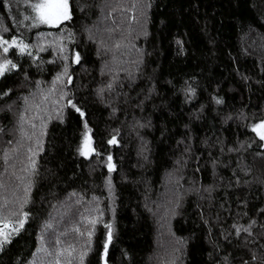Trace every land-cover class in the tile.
Returning a JSON list of instances; mask_svg holds the SVG:
<instances>
[{"label": "trees", "instance_id": "16d2710c", "mask_svg": "<svg viewBox=\"0 0 264 264\" xmlns=\"http://www.w3.org/2000/svg\"><path fill=\"white\" fill-rule=\"evenodd\" d=\"M77 2L84 3L86 0H70L73 4ZM7 4L10 8L5 7V0H0V24L16 30L14 34L22 33L31 41L36 39V31H55L43 25L36 30H27L23 25L17 29L21 13H28L23 4L17 7V0H7ZM116 18L119 21V13ZM95 19L96 14H93L85 21L77 10L68 27H74L79 32L82 23L91 24ZM145 30L146 36L139 35L134 40L136 47L145 53L144 75L131 89H124L135 103L137 99H143L142 95L137 98V93L154 85L156 94L145 102L143 111L131 104H120V110L111 115L110 108L90 95L102 79L99 75L100 60L95 55L93 44L86 42L83 36L80 44L83 64L75 68L77 87L88 85L87 89H79L78 96L81 99L87 97L90 124L97 133L96 147L105 156L112 152L118 166L113 173L114 204L103 187L107 169L99 166L95 158H90L89 164L84 158L73 155L77 138L76 115H70L65 124L53 121L46 138V152L40 157V175L33 189L35 203L32 211L37 219L26 225L27 231L11 246L10 255L13 257L25 255L34 248V229L47 214L49 201L62 200L67 192L75 189L86 191V199L92 195L100 197V206L105 210V223L114 218L115 236L109 249V264H164L169 258L170 246L181 237L187 240L182 264H215L224 256L230 259L234 256V264H241V257L249 258L242 238L232 236L231 225L234 221L247 222V218L239 219L237 216L244 209L238 198L249 201L247 210L250 214L253 206H264V186L256 183V178L264 175L262 162L255 155L264 152L258 144H252L239 158L236 153L225 154L222 158L224 163L216 170L220 186L212 193L211 200L200 198L201 194L207 197V193L191 192L185 196L177 209L178 214L170 219L171 232L167 228L166 237L158 229L162 209L156 213V205L172 195L169 190L171 185L167 184V172L172 168V160L177 154L176 141L185 132L184 125L189 123V114L202 104L208 105L210 94L225 100L221 106L212 104L213 109L233 113L244 110L250 120L264 118V0H151ZM81 68L88 71L82 72ZM20 75L16 73L7 79H0V90L15 88ZM30 75L34 79L39 78L34 69ZM148 77L152 78L151 82ZM44 79L50 80L51 77L45 74ZM185 81L197 88V95L190 102L185 101L181 90ZM16 95L18 93H13L12 98L15 99ZM3 102L0 100V106ZM253 113L256 114L254 117ZM215 114L206 109L204 119L194 122L193 129L199 136L211 135V126L215 123L216 134L226 137L229 144L254 137L250 129L238 127L235 121L221 127L212 119ZM3 115L0 114V123L9 124L10 117L3 119ZM137 118L142 122L150 120L151 127L134 129L131 125ZM113 129L120 130V143L110 146L106 140ZM144 141L147 142L148 161L138 155ZM196 143L198 150L204 147L198 141ZM2 147L0 144V149ZM204 155L206 158L207 154ZM240 159L251 168V172L245 174L237 169L236 176L240 181H249L237 188L233 169ZM194 163L189 164L185 180L181 181L184 188H188L189 178H196L205 186L211 184L212 169L201 160L204 170L193 177ZM92 167H95V172H91ZM122 176L128 179L123 180ZM220 177L224 179L221 181ZM229 183L233 187H228ZM146 204L153 211H149ZM197 205H200L199 209ZM112 207L115 208L114 217ZM203 220H208V223ZM105 232L103 223H98L93 252L87 264H100L99 252ZM167 237L170 243L166 246ZM213 243L219 245V250H214ZM237 247L240 249L238 252ZM3 264H8V257L3 258Z\"/></svg>", "mask_w": 264, "mask_h": 264}, {"label": "snow or ice", "instance_id": "6c2138e0", "mask_svg": "<svg viewBox=\"0 0 264 264\" xmlns=\"http://www.w3.org/2000/svg\"><path fill=\"white\" fill-rule=\"evenodd\" d=\"M21 4L28 14L21 13L22 19L17 21V29L23 25L27 30H36L43 25L55 31H36V39L30 41L22 33L14 34L16 30L0 24V79L21 74L15 88L0 90V100L4 101L0 106V114H4L3 119L10 117L11 125L0 123V144L3 145L0 149V264H3L4 257H8V264H87L89 255L93 252L98 223H103L106 230L99 262L109 264V249L115 236L114 218L105 223V210L100 206V197L92 195L86 199V191L78 192L75 189L67 192L62 200L49 201L47 214L34 229L33 249L25 255L17 254L13 257L10 255V248L27 231L26 225L37 219L32 211L35 203L33 189L40 175V157L46 152V138L53 121L65 124L70 115H76L77 138L73 155L84 158L89 164L90 158H95L99 166L107 169L103 187L107 189L108 198L114 204L113 173L118 170V166L112 152L109 151L105 156L96 147L97 133L90 124L87 97L81 99L78 96L79 89H87L88 85L81 84L77 87L75 68L83 64L80 50L83 36L86 42L93 44L95 55L100 60L99 75L102 79L91 90L90 95L95 101L110 108L111 115L120 110V104H131L143 111L145 102L156 94L154 85L137 93V98L142 95L143 99H137L135 103L130 93L124 89H131L144 75L145 53L136 47L134 40L139 35H147L145 23L151 0H86L75 4L70 3V0H17L18 8ZM5 7L10 8L7 0ZM77 10L85 21L96 14V19L91 24L85 22L80 25L79 32L74 27H68ZM117 13L120 14L119 21ZM26 21L29 23H25ZM177 43L182 44V41ZM33 69L39 78L34 79L30 75ZM81 71L88 70L81 68ZM45 74L51 79H44ZM151 79L148 77L149 82ZM181 90L186 102L192 101L197 95V88L188 81H185ZM13 93H18L15 99L12 98ZM209 100L208 105L202 104L189 114V123L184 125L185 132L176 141L177 154L172 160V168L167 172V184L171 185L169 190L172 195L162 204L156 205V213L162 209V215L159 216L161 228L167 227L169 232L170 219L178 214L177 209L181 207L185 196L191 192L207 193V197L201 194L200 198L211 200L212 193L220 186L216 170L224 163L222 158L225 154L236 153L239 158L254 143L264 149V118L250 120L249 114L244 110L233 113L213 109L212 104H225V100L216 94H210ZM206 109L216 113L212 119L221 127L235 121L238 127L250 129L254 137L229 144L226 137L216 134L215 123L211 126V135L199 136L194 131L193 124L204 119ZM255 115L252 114L253 117ZM131 126L134 129L151 127V121L142 122L137 118ZM119 135L120 130L113 129L106 144L118 145ZM141 140L143 141V137ZM197 141L204 147L198 150ZM146 144L144 141L138 155L148 161ZM214 152L217 154L214 155ZM255 155L260 158L264 167V152ZM201 160L212 169L213 182L205 186L198 179L189 178V186L184 188L181 181L185 180L189 164L195 162V177L196 173L204 170L200 165ZM237 169L248 174L251 168L242 159L238 160L233 169L235 186L238 188L241 183L248 184L249 181L241 182L239 176H236ZM91 172H95V167L91 168ZM122 179L127 180L128 177L122 176ZM223 179L219 178L221 181ZM256 183L264 186V175L257 177ZM228 187L233 185L229 183ZM238 199L244 209L237 216L239 219L247 218V222L242 224L234 221L231 234L242 238L243 248L247 250L249 258L241 257V264H264V206H253L250 214L247 210L249 201L242 197ZM145 207L148 208V205ZM221 207L224 205L221 204ZM148 210L153 211L151 208ZM111 211L114 217L115 208L112 207ZM201 218L203 219L202 209ZM203 222L207 224L208 220ZM225 239H228L227 235ZM186 244L185 238L177 239L170 246L167 253L169 258L164 264H182ZM213 248L219 250V245L213 243ZM239 250L237 247L236 251ZM211 255L210 253L209 256ZM234 260V256L231 259L224 256L215 264H234Z\"/></svg>", "mask_w": 264, "mask_h": 264}, {"label": "rangeland", "instance_id": "374dc122", "mask_svg": "<svg viewBox=\"0 0 264 264\" xmlns=\"http://www.w3.org/2000/svg\"><path fill=\"white\" fill-rule=\"evenodd\" d=\"M160 215H162V214H160ZM160 215H159V216H160ZM158 229H159V231H160L161 233H164L165 237L167 236L166 233H165L166 230H167V227H165V228H161V223H159V228H158ZM165 240L168 241V242H165V244H166V246H167V243H170V239H168V237H167V238H165ZM158 241H159V239H158ZM159 245H160V247H162V249H163V243L160 242Z\"/></svg>", "mask_w": 264, "mask_h": 264}]
</instances>
